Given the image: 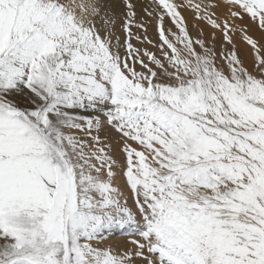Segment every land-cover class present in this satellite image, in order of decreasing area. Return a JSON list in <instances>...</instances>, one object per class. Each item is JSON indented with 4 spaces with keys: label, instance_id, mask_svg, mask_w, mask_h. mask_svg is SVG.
<instances>
[{
    "label": "snow or ice",
    "instance_id": "obj_1",
    "mask_svg": "<svg viewBox=\"0 0 264 264\" xmlns=\"http://www.w3.org/2000/svg\"><path fill=\"white\" fill-rule=\"evenodd\" d=\"M136 9L0 0V264H264V0Z\"/></svg>",
    "mask_w": 264,
    "mask_h": 264
},
{
    "label": "rangeland",
    "instance_id": "obj_2",
    "mask_svg": "<svg viewBox=\"0 0 264 264\" xmlns=\"http://www.w3.org/2000/svg\"><path fill=\"white\" fill-rule=\"evenodd\" d=\"M237 43L240 44L241 42L239 40H237ZM241 48L244 47V45L241 43L240 44ZM153 52H155L156 50H151ZM118 137L116 136L115 133H112V143L114 145V147L116 148V156L118 159L120 160H123V155L122 153L120 152V146L115 144V140L117 139ZM129 204L131 205L132 204V200H131V197L129 196ZM130 239L129 237L125 236L124 234L122 233H117L114 240L110 241L111 244H113L114 246H117L121 251L126 249V248H131L132 245L130 244ZM137 264H140V262L138 261Z\"/></svg>",
    "mask_w": 264,
    "mask_h": 264
},
{
    "label": "bare ground",
    "instance_id": "obj_3",
    "mask_svg": "<svg viewBox=\"0 0 264 264\" xmlns=\"http://www.w3.org/2000/svg\"><path fill=\"white\" fill-rule=\"evenodd\" d=\"M115 2L120 4L121 0H115ZM132 2L137 5V9L136 10H137L138 15L144 17L145 13L143 12V7L146 6L148 3H150V0H132ZM134 31H135V29H134ZM141 34H142V30H141ZM148 35H149V38L152 39L154 42H158L157 41V33H156L155 22H153L149 26ZM133 43L136 44L137 47H146V48H148L149 51L156 50L152 45H149V44H144V45L141 46L136 41H133Z\"/></svg>",
    "mask_w": 264,
    "mask_h": 264
}]
</instances>
